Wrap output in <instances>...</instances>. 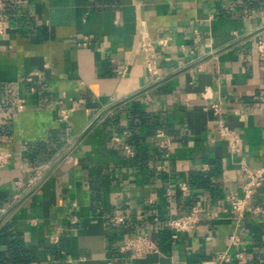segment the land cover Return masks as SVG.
Listing matches in <instances>:
<instances>
[{"label": "crops", "instance_id": "obj_1", "mask_svg": "<svg viewBox=\"0 0 264 264\" xmlns=\"http://www.w3.org/2000/svg\"><path fill=\"white\" fill-rule=\"evenodd\" d=\"M0 21V150L11 153L0 228L23 239L32 264H221L234 233L243 259L231 264H264L263 220L248 211L238 222L226 198L240 192L242 158L264 169V0H0ZM145 36L164 80L154 87ZM159 130L172 145H159ZM196 205L211 217L175 238L165 220ZM141 232L160 252L121 253V239Z\"/></svg>", "mask_w": 264, "mask_h": 264}, {"label": "built area", "instance_id": "obj_2", "mask_svg": "<svg viewBox=\"0 0 264 264\" xmlns=\"http://www.w3.org/2000/svg\"><path fill=\"white\" fill-rule=\"evenodd\" d=\"M4 31V24L0 21V33ZM161 42H166V39L161 40ZM257 50L261 55H264V37H259L256 41ZM139 50L144 55V59L147 65L149 74L152 76L153 80L157 81L160 79V69L158 64V58L156 53L155 43L151 38L145 36L139 45ZM126 70H121L124 73ZM19 107L24 106L23 100L20 99ZM78 104H74L70 108H64L60 110L59 119L63 122L67 121L71 117V112L77 108ZM215 111L219 110V104L212 105ZM217 130L221 136L228 140L231 151L233 153L242 150V137L238 131L230 127L227 122L223 119L218 120ZM157 138L159 140V145L161 147H169L173 144V139L166 134L163 130H159L157 133ZM127 153L133 154L134 151L130 145L125 146ZM11 153L9 151L0 150V167L6 166L10 162ZM167 163V162H166ZM241 167L244 172V178L240 185V192L232 191L226 195L227 200L230 203L231 211L234 218L241 222L245 219L248 211H253L257 214L264 222V206L252 205V199L258 188L264 187V169L253 168L247 164L245 158L240 161ZM164 166V165H163ZM43 174V169L39 168L36 175L30 180V185L34 184ZM180 188L188 189L189 184L187 182L179 183ZM207 217H211V212L206 210L203 205H196L193 209L185 214H180L172 217H168L165 220L166 226H168L172 232L173 236L178 237L179 233L186 231H193L198 229L202 221L203 214ZM123 217L116 216L114 220L118 223L122 221ZM55 242L59 239L56 237ZM242 236L238 233H234L230 236L228 249L221 251L218 254V259L221 264H231L235 261L243 259V252L239 249L242 244ZM119 250L121 253H132V259L141 258L153 253L160 252V247L156 240L150 233L141 232L138 234H128L125 235L120 243ZM36 264V263H35ZM48 264H63L61 260L50 259ZM107 264H114L112 260H109Z\"/></svg>", "mask_w": 264, "mask_h": 264}, {"label": "trees", "instance_id": "obj_3", "mask_svg": "<svg viewBox=\"0 0 264 264\" xmlns=\"http://www.w3.org/2000/svg\"><path fill=\"white\" fill-rule=\"evenodd\" d=\"M139 115L144 120L146 117L150 118L144 112H140ZM139 140L140 138L137 137L133 142L141 144ZM197 180L195 183L201 184L203 177ZM0 264H32L30 252L24 245L23 239L12 230L8 223L0 228Z\"/></svg>", "mask_w": 264, "mask_h": 264}, {"label": "water", "instance_id": "obj_4", "mask_svg": "<svg viewBox=\"0 0 264 264\" xmlns=\"http://www.w3.org/2000/svg\"><path fill=\"white\" fill-rule=\"evenodd\" d=\"M162 81H164V80H162ZM162 81H157V82L153 85V87L156 86V85H158V84H160ZM122 102H124V101H122ZM116 106H117V105H115V106H113V107H110L109 109L106 110L105 113H107L108 111L112 110V109H113L114 107H116ZM62 158H63V157H61V158L59 159V161H61Z\"/></svg>", "mask_w": 264, "mask_h": 264}]
</instances>
